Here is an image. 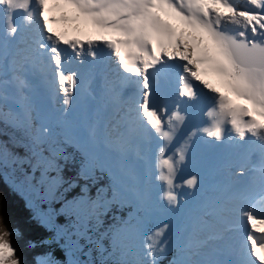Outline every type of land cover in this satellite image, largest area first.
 I'll return each mask as SVG.
<instances>
[{
  "label": "snow or ice",
  "instance_id": "snow-or-ice-1",
  "mask_svg": "<svg viewBox=\"0 0 264 264\" xmlns=\"http://www.w3.org/2000/svg\"><path fill=\"white\" fill-rule=\"evenodd\" d=\"M0 16V136L19 133L0 141V165L27 166L29 205H48L34 213L42 226L66 218L56 231L66 257L91 244L118 254L115 264H157L171 245V264H264V213L235 206V190L219 182L189 205L201 180L184 178L190 158L209 163L227 140L235 155L258 151L264 190V0H0ZM101 53L111 77L98 71ZM78 83L82 123L67 119ZM46 96L62 97L60 133ZM201 135L209 139L197 153ZM69 165L75 175L65 178ZM159 217L168 218L152 224ZM240 217L249 230L237 244L231 221ZM20 235L0 215V264H23L11 239ZM35 264L62 262L46 253Z\"/></svg>",
  "mask_w": 264,
  "mask_h": 264
},
{
  "label": "trees",
  "instance_id": "trees-1",
  "mask_svg": "<svg viewBox=\"0 0 264 264\" xmlns=\"http://www.w3.org/2000/svg\"><path fill=\"white\" fill-rule=\"evenodd\" d=\"M64 126H57L56 131L60 133ZM60 130V131H59ZM19 135V133H13L12 129H8V135L0 136V141H8L9 135ZM8 150L10 152H18L20 155L24 154L22 148L14 146L11 142L8 143ZM69 152L73 151L71 148L68 149ZM77 160H79V154H77ZM14 167V169H13ZM27 166L25 165L24 168ZM19 165L13 164L10 168L11 171L24 170ZM68 168L71 170H65V178L72 177L75 175L76 165H69ZM6 167L0 168V215L3 216L4 222L9 228L19 229L21 235L19 238L13 236L12 243L17 248L18 256L22 259L23 264H35L36 258L42 256L46 253H52L54 258L59 261L65 260V252L63 251L61 244H58L56 240V231L65 227L67 224L66 218L63 216H57L56 221L58 225H54L53 230L49 231L47 228L42 226L37 219L34 218V213L37 212L35 208H32L24 195L20 193L17 187H13L11 182L8 181L4 176V171L7 170ZM83 183V181H81ZM102 183H107V180L102 181ZM95 187L90 191L91 194H95ZM79 192V188H76L69 196H75ZM54 207H59L58 204L53 205ZM127 211V210H126ZM106 223H111V221H106ZM43 240H49L48 244H40ZM32 241L37 244V247L31 248L28 246V242ZM110 251V249H109ZM176 256L175 250L172 248L170 251H166L165 254L161 256L158 254L157 258L159 261L157 264H171ZM110 264H115L111 262Z\"/></svg>",
  "mask_w": 264,
  "mask_h": 264
},
{
  "label": "rangeland",
  "instance_id": "rangeland-1",
  "mask_svg": "<svg viewBox=\"0 0 264 264\" xmlns=\"http://www.w3.org/2000/svg\"><path fill=\"white\" fill-rule=\"evenodd\" d=\"M242 2H243V0H242ZM35 7V5H33V8ZM18 12H20V11H17L16 13H18ZM52 14V13H51ZM19 15V14H18ZM18 15H17V17H18ZM24 15L25 14H21L20 13V17L19 18H22V23H24L25 24V21H24ZM15 19H16V24H17V22H18V20H17V18L15 17ZM1 20H2V16H1ZM1 20H0V22H1ZM21 22L20 23H18V26H20L21 27V29L22 30H24V31H27L26 29H24V24L23 25H21ZM60 26H62L61 24H55V25H53V27H60ZM61 30H62V28H61ZM2 33H4V32H2ZM107 54V53H106ZM105 53H101V60H100V62H99V64L102 62V63H106L108 66H111V64L109 63V61L108 62H105L104 61V59H105ZM104 61V62H103ZM101 63V64H102ZM83 87V84L82 83H78V85H77V90H76V93H80V90H81V88ZM47 99L49 100V97L48 96H46L45 97V100H44V103H45V106H46V102H47ZM57 100H58V102H59V104H61L62 103V97H57ZM56 102V101H55ZM77 102H78V104H80L79 102H80V99H78L77 100ZM67 119L69 120V121H73V122H83V117H82V115H81V112H80V110H78L77 111V113L75 114V115H72V113L70 112L69 114H68V116H67ZM59 120H60V122L61 123H63V117H61V115L59 114ZM198 147V146H197ZM222 162H225V160H223V161H220V163H222ZM234 162H236V161H234ZM231 165H233V163L231 164ZM231 165L229 166L230 167V170L231 171H234V172H236L238 169H237V167H240L239 165H236L235 167H232L231 168ZM13 166V163L12 162H8L7 164H3V165H0V168L1 167H6V168H8L7 170H5L4 171V176H5V178L8 180V181H10L11 182V185L13 186V187H17L18 188V190L20 191V193L22 194V195H24V197L26 198V200H27V202H28V204H29V197H28V195L26 194V192L24 191V188H23V186H22V182L24 181V170H20V171H18V172H16V171H11L10 170V168ZM193 167H194V165H193ZM195 168V167H194ZM13 169H14V167H13ZM212 172V171H211ZM190 173H191V171H190ZM201 189V187L200 188H198L197 189V196L199 197L200 195H201V192L203 191V190H200ZM200 190V191H199ZM206 190V189H205ZM190 190H188L187 188H185V189H183V192L184 193H188ZM195 193H194V195H189L188 196V202H190V200L191 199H193L194 197H195ZM190 205V204H189ZM32 208H35L36 209V211H41V210H47V208H48V205L47 204H45V203H42V202H40V201H37V200H35V199H33L32 200V202H31V205H30ZM184 207H186L185 205H181V209H183ZM57 218V217H56ZM56 218L54 219V225H58L59 223L56 221ZM168 217H159V218H157V219H154L153 221H152V224H158L161 220H164V219H167ZM147 230H150V227H149V229H147ZM84 242L83 241H81V244H83ZM172 249V247H171V245H169L168 246V251H170ZM166 250V251H167ZM166 251L165 252H163V253H160L159 255L161 256L162 254H165L166 253ZM117 255L118 254H114V255H109L108 254V252H102V251H99V250H96L95 248H94V245H91V244H88V245H84V248H83V253H80V252H77V253H75V255H72V256H70V257H66L65 256V260L64 261H61L62 262V264H66V261L68 260V259H74V260H78V261H81L82 262V264H110L111 262H114L115 263V261H116V258H117ZM157 259V262L159 261V258H156Z\"/></svg>",
  "mask_w": 264,
  "mask_h": 264
},
{
  "label": "bare ground",
  "instance_id": "bare-ground-1",
  "mask_svg": "<svg viewBox=\"0 0 264 264\" xmlns=\"http://www.w3.org/2000/svg\"><path fill=\"white\" fill-rule=\"evenodd\" d=\"M20 13L21 14H24V12H22V11H20V12H18V13H15L14 14V23L16 22V19H15V17L17 18V20H18V23H20L21 21H22V18H19L20 17ZM19 14V15H18ZM51 14V13H50ZM17 15H18V17H17ZM24 23H22L21 22V25H23ZM63 25L62 26H60V27H58V28H62V30H63ZM5 31V24H4V21H3V18H2V20H1V23H0V32H4ZM104 61L105 62H108L109 60H108V56H107V54H106V56H105V59H104ZM103 61V62H104ZM104 66H106V67H109L106 63H102ZM109 75V74H108ZM109 77H110V75H109ZM209 79V81H210V83H212L214 86H216V83H214V80H215V78H212V77H209L208 78ZM53 100H55V99H53ZM56 101V100H55ZM209 139V138H208ZM227 141V140H226ZM227 142H229V141H227ZM231 143V142H230ZM197 146L199 147V144H197ZM255 153H257L258 154V151L257 152H255ZM234 163H236V162H233V164ZM193 165H194V163H188L186 166V172L187 173H190V171L192 172V171H194L195 170V168L193 167ZM231 165V164H230ZM229 166V165H228ZM256 168H259L258 166H255ZM238 168H240V167H237V169ZM211 171H213L212 169H211ZM225 171H226V175L227 176H230L231 178H234V177H236L237 179L235 180V181H237L238 180V178H240V176H237V175H234V171H231L230 170V167H228V168H226L225 169ZM244 174H247V175H249V176H253L251 173H249V172H247L246 170H244ZM259 176V175H258ZM255 179H257L258 181H259V178L260 177H254ZM250 179H253V178H250ZM241 183H244V182H242L241 181ZM215 185V184H214ZM259 187H260V185L258 184V183H256V184H254L253 185V189L251 190L250 189V184H242L241 185V188H243V190H249V193H252L253 191L255 192V193H260V191H259ZM198 188H200L199 186H197V188H196V190H195V192L197 191V189ZM244 192V191H243ZM197 193V192H196ZM195 193V197L193 198V199H191L190 200V202H189V204H191V203H193L194 202V200L198 197L197 196V194ZM234 204H235V206H238V207H240V204L239 203H237V202H234ZM237 216L239 217V215L237 214ZM240 220V218L238 219V220H233V221H231L232 223H237V221H239ZM241 232H240V230H236V229H233L232 230V234H233V236L237 239V238H239L241 235H239ZM246 240V239H245ZM244 240V238H242V241H245Z\"/></svg>",
  "mask_w": 264,
  "mask_h": 264
}]
</instances>
